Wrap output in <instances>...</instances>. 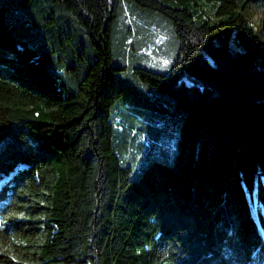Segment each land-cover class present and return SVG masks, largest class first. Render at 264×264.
<instances>
[{
	"label": "trees",
	"instance_id": "trees-1",
	"mask_svg": "<svg viewBox=\"0 0 264 264\" xmlns=\"http://www.w3.org/2000/svg\"><path fill=\"white\" fill-rule=\"evenodd\" d=\"M206 1L0 0V264H264V0Z\"/></svg>",
	"mask_w": 264,
	"mask_h": 264
},
{
	"label": "rangeland",
	"instance_id": "rangeland-1",
	"mask_svg": "<svg viewBox=\"0 0 264 264\" xmlns=\"http://www.w3.org/2000/svg\"><path fill=\"white\" fill-rule=\"evenodd\" d=\"M193 2H197L201 4L206 10L203 11L204 15H212V8L211 4L206 0H191ZM132 14L137 17L138 19H142L143 21L146 20L149 23V26L154 31L158 32V35H155L154 38L150 37H143L139 39V42L136 44V48L139 53V56L142 58H136L134 63L135 64H153L156 66H162L163 68L168 65L170 60L173 58L174 54V42L173 38L171 37V31L169 29V25L167 22L160 17V15L156 12H149L145 10H135ZM248 18L254 24L257 25L258 31L261 33V36L264 38V9L260 6H251L247 10ZM230 46L235 51H242L243 47L241 44L238 43L237 39L233 36L230 40ZM130 57H127L125 60V69H123V73H129L131 69ZM186 83H191L195 85H200L199 81H193L191 79H184ZM164 102H167L165 99ZM164 118V117H163ZM161 121V119H160ZM166 130V139L165 142L170 143L171 146L169 151L171 152L174 148V141L176 136V124L175 119H169V123L167 125ZM173 132V134H171ZM158 149V148H157Z\"/></svg>",
	"mask_w": 264,
	"mask_h": 264
}]
</instances>
